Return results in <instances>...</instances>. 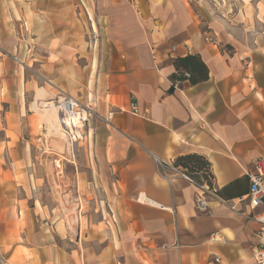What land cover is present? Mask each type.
I'll use <instances>...</instances> for the list:
<instances>
[{
	"label": "crops",
	"instance_id": "0c3cea01",
	"mask_svg": "<svg viewBox=\"0 0 264 264\" xmlns=\"http://www.w3.org/2000/svg\"><path fill=\"white\" fill-rule=\"evenodd\" d=\"M102 1L108 39L93 92L90 62L79 58L68 93L97 98L84 170L88 182L99 178L115 229L90 233L92 263L84 246L38 230L35 218L22 224L21 207L4 201L0 264H257L256 211L240 197L264 155V0ZM189 54L200 55L209 76L177 83L175 59ZM1 128L10 141L9 123ZM194 153L210 162L217 188L206 211L197 208V186L172 168Z\"/></svg>",
	"mask_w": 264,
	"mask_h": 264
},
{
	"label": "rangeland",
	"instance_id": "374dc122",
	"mask_svg": "<svg viewBox=\"0 0 264 264\" xmlns=\"http://www.w3.org/2000/svg\"><path fill=\"white\" fill-rule=\"evenodd\" d=\"M104 5L102 0H0V126L10 125V141L0 139V205L20 206L15 210L22 224L35 218L38 230L57 234L69 247L84 246L92 263L98 262V246L89 235L115 229L113 212H104L99 178L90 183L85 176L90 172L84 170L86 141L72 151L51 134L32 103L39 87L53 97L60 90L68 93L79 58L90 62L93 92L94 71L108 39Z\"/></svg>",
	"mask_w": 264,
	"mask_h": 264
},
{
	"label": "built area",
	"instance_id": "2783aa9c",
	"mask_svg": "<svg viewBox=\"0 0 264 264\" xmlns=\"http://www.w3.org/2000/svg\"><path fill=\"white\" fill-rule=\"evenodd\" d=\"M206 39L215 41L208 33ZM175 50L176 47L174 46L173 51ZM185 75L189 76V73L185 72ZM176 82L180 81L176 80ZM47 104V107H54L58 110L61 116V123L75 145H78L79 141L84 139L85 130L90 120L100 115L97 111V98L90 94L86 100H82L79 96L60 90L56 96L48 99ZM113 113L114 110L111 109L108 111L107 116H103L108 124L112 123ZM254 167L255 172L250 174L251 184L249 192L241 196L240 201L248 200L251 209L256 211L254 219L258 222V228L254 233V258L257 264H264V155L254 159ZM172 168L197 186L199 189L196 202L197 208L206 211L208 209V198L217 196L214 176L208 174L207 178L199 181L187 169H180L175 164L172 165ZM214 239L218 240L219 238L215 236Z\"/></svg>",
	"mask_w": 264,
	"mask_h": 264
},
{
	"label": "trees",
	"instance_id": "16d2710c",
	"mask_svg": "<svg viewBox=\"0 0 264 264\" xmlns=\"http://www.w3.org/2000/svg\"><path fill=\"white\" fill-rule=\"evenodd\" d=\"M175 64L177 67V72L174 74L175 80L189 79L192 83H197L209 76V69L199 54L177 57ZM185 72H188L189 76H186ZM175 165L187 169L199 181L207 178L208 174L213 175L210 170V162L204 156L196 153L178 157Z\"/></svg>",
	"mask_w": 264,
	"mask_h": 264
},
{
	"label": "bare ground",
	"instance_id": "6f19581e",
	"mask_svg": "<svg viewBox=\"0 0 264 264\" xmlns=\"http://www.w3.org/2000/svg\"><path fill=\"white\" fill-rule=\"evenodd\" d=\"M52 97H53V93L49 92L44 87H39L37 89L35 100L32 103V107L34 108V110H36V112H38L40 114L41 121L43 122V124L47 125L51 134L53 133L57 137H59L62 140L63 144H65V142H68V145L72 146V151L75 152L77 150V147H79V146L75 145L70 140V138L66 132L65 127L61 123V116H60L58 110L54 107H47L48 99H50ZM42 105H44V106L42 107ZM59 143L60 142H58V144ZM65 147H66V145H65Z\"/></svg>",
	"mask_w": 264,
	"mask_h": 264
}]
</instances>
